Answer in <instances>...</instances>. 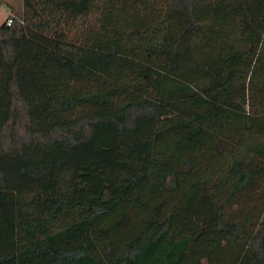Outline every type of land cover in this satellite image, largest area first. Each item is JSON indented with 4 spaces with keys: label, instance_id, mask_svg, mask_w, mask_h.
Segmentation results:
<instances>
[{
    "label": "trees",
    "instance_id": "trees-1",
    "mask_svg": "<svg viewBox=\"0 0 264 264\" xmlns=\"http://www.w3.org/2000/svg\"><path fill=\"white\" fill-rule=\"evenodd\" d=\"M22 1L0 264H264V0Z\"/></svg>",
    "mask_w": 264,
    "mask_h": 264
},
{
    "label": "rangeland",
    "instance_id": "rangeland-1",
    "mask_svg": "<svg viewBox=\"0 0 264 264\" xmlns=\"http://www.w3.org/2000/svg\"><path fill=\"white\" fill-rule=\"evenodd\" d=\"M23 13L22 0H0V25L13 16L18 21Z\"/></svg>",
    "mask_w": 264,
    "mask_h": 264
},
{
    "label": "built area",
    "instance_id": "built-area-1",
    "mask_svg": "<svg viewBox=\"0 0 264 264\" xmlns=\"http://www.w3.org/2000/svg\"><path fill=\"white\" fill-rule=\"evenodd\" d=\"M15 20H16V18L13 17V16H11V17H9V18L6 20V22H7L8 25H12V24L14 23Z\"/></svg>",
    "mask_w": 264,
    "mask_h": 264
}]
</instances>
